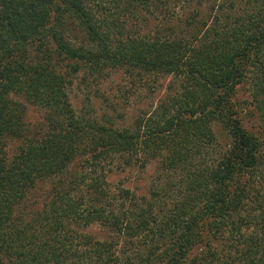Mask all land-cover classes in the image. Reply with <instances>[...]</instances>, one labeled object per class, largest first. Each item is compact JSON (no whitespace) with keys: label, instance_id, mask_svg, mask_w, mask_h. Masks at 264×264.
I'll use <instances>...</instances> for the list:
<instances>
[{"label":"trees","instance_id":"obj_1","mask_svg":"<svg viewBox=\"0 0 264 264\" xmlns=\"http://www.w3.org/2000/svg\"><path fill=\"white\" fill-rule=\"evenodd\" d=\"M115 74L152 98L129 123ZM242 83L264 114V0H0V264H264Z\"/></svg>","mask_w":264,"mask_h":264},{"label":"rangeland","instance_id":"obj_2","mask_svg":"<svg viewBox=\"0 0 264 264\" xmlns=\"http://www.w3.org/2000/svg\"><path fill=\"white\" fill-rule=\"evenodd\" d=\"M166 82V79L162 80V84H165ZM98 87L99 92L109 99L112 98V101L118 107L115 111H111V108H106L107 112H115V115L118 113H124V123H129L132 120V117L138 112L137 109L140 107H145L148 100L152 99L147 98L144 100H139L135 95H131L129 96L130 101L126 103V97L122 93L125 92L124 90L127 88V83L124 82L120 74L113 75L109 80H106L101 83V85H98ZM117 88H119V90ZM90 89L92 90L94 87H91ZM86 92L87 89L83 85H74L70 96L75 108L78 109L82 106L86 97ZM141 92L143 95H145L148 92V88L145 86ZM102 94L91 96L93 106L96 109L98 108V110H102L106 104L105 98L102 96ZM158 94H160V92L157 93L156 97ZM234 100L236 102L244 127L250 131L264 134V114H262V111L256 108L250 93L249 85L247 83H242L238 86ZM215 131L220 141L224 144L227 143V136L223 133L219 126H215ZM149 173L150 170L148 169L146 173H143L141 176H138L136 173L132 172L114 174L110 176V180L113 183L122 180L126 185L137 187L139 191H143L147 187ZM90 230L96 234L98 233L97 235H102V232L97 227H93Z\"/></svg>","mask_w":264,"mask_h":264}]
</instances>
